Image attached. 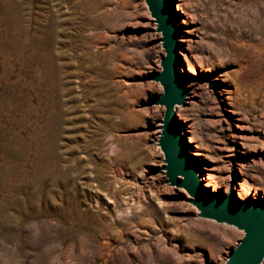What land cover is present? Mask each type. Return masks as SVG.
<instances>
[{"label":"rangeland","instance_id":"1","mask_svg":"<svg viewBox=\"0 0 264 264\" xmlns=\"http://www.w3.org/2000/svg\"><path fill=\"white\" fill-rule=\"evenodd\" d=\"M168 6L201 186L264 200V0ZM160 37L144 0H0V264H222L243 236L166 181Z\"/></svg>","mask_w":264,"mask_h":264},{"label":"water","instance_id":"2","mask_svg":"<svg viewBox=\"0 0 264 264\" xmlns=\"http://www.w3.org/2000/svg\"><path fill=\"white\" fill-rule=\"evenodd\" d=\"M156 30L161 32V46L164 51L160 60L161 70L154 79L162 86V93L152 103L164 107L160 121L157 144L163 153L166 181L183 187L191 196L189 200L197 209V216L234 226L243 231V236L229 250L222 264H260L264 257V200L245 198L238 200L232 194L206 192L200 181V174L188 158L182 146L180 128L175 122L174 107L184 103L187 94V80L179 75L176 63L178 30L175 18L170 16L169 0H144Z\"/></svg>","mask_w":264,"mask_h":264},{"label":"bare ground","instance_id":"3","mask_svg":"<svg viewBox=\"0 0 264 264\" xmlns=\"http://www.w3.org/2000/svg\"><path fill=\"white\" fill-rule=\"evenodd\" d=\"M158 33H159V32H158ZM179 40H180V42H181V41L184 42L186 39H184V36H181V37L179 38ZM158 64H159V63H158ZM189 83H193V82H189ZM174 108H175V107H174ZM176 110L178 111V114H180V115L183 113V112H182V107H180L179 105L176 106ZM240 172H241V170H240ZM155 174H156V173H155ZM208 184H210V185L213 186V179H210L209 182H208ZM240 186H241V189L239 190L240 195H241V196H243V195H244V196L248 195V194H249L248 189H247L246 187H244V186L242 187V185H240ZM230 226H231V225H230ZM230 226H229V227H230ZM262 260H263V262H264V257H263Z\"/></svg>","mask_w":264,"mask_h":264}]
</instances>
